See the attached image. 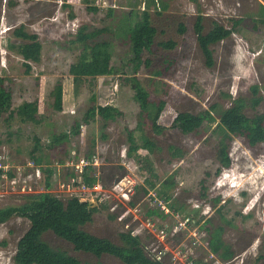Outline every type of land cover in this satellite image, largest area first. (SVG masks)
<instances>
[{
	"label": "rangeland",
	"instance_id": "obj_1",
	"mask_svg": "<svg viewBox=\"0 0 264 264\" xmlns=\"http://www.w3.org/2000/svg\"><path fill=\"white\" fill-rule=\"evenodd\" d=\"M260 3L263 0H156L151 5L149 12L157 33L152 51L143 55L151 63L141 67L137 77L151 101L166 103L159 118L163 131L158 134L148 120H142L133 85L125 80L131 74L120 71L130 48L120 31V19L132 13V9H143L144 0H0V79H3L0 85L11 92L13 110L23 103L36 102L37 118L41 120L38 124L24 123L18 116L9 118L10 111L1 117L0 161L7 164V172L14 176L6 174L1 178L0 207L21 204L27 194L46 191L45 169L51 167L54 169L51 191L61 198L78 196L97 206L116 205L113 211L98 212L94 221L83 227L96 236L122 244L120 233L131 229L139 233L143 247L155 245V249H160L168 244L175 249L177 239L171 234L176 216L182 217L180 214L187 211L199 219L192 224L193 230L188 236L196 235L207 244L206 228L223 226L222 238L236 256L244 258L245 264H264V258L259 259L264 255V142L250 145L246 137L234 136L229 148L232 165L222 169L217 159L219 140L207 125L191 134L172 128L178 113L199 114L213 106L217 109L213 115L219 122V113L235 105L237 99H244L248 104L244 109L247 116L264 114V24L259 22ZM110 8H114L113 15L109 14ZM198 15L204 18L205 33L215 22L231 28L240 21L232 36L212 45L214 64L211 67L206 64L194 30ZM182 24L186 27L184 33L180 32ZM21 26L28 33L36 34L42 44L40 60L30 62V69L18 51L27 40L14 34ZM83 26L89 27L88 31L105 27L111 30L98 40L111 42V63L118 71L76 84L69 70L81 49L79 42L71 41ZM168 40L176 41L177 46L164 49L159 45ZM59 84L63 87L61 111L54 107V91ZM255 85L263 95L256 109L250 100ZM93 103L116 106L122 115L107 125H103L99 116L85 123V114ZM77 122L81 127L76 135L73 130ZM140 122L142 131L137 129ZM127 130L136 131L138 142L144 133L155 144L153 153L144 148L138 153L149 158L152 172L158 178L153 176L147 163L127 154ZM64 132L69 134V139L53 144V136ZM37 139L43 158L40 176L31 157ZM172 146L180 148L183 155L173 157ZM90 152L91 159L87 157ZM80 156L91 163L99 162L96 177L102 192L96 187L84 190L85 183L81 185L77 181L75 188L69 190L71 174L76 173L71 163L78 162ZM170 175H174L176 185L171 192L172 199L167 201L159 193L161 182ZM147 179L157 182L156 187L151 188ZM129 180H134V187L128 199H124L122 193L130 187ZM202 181L208 189L206 197L202 196ZM216 197L221 198L218 204L213 202ZM175 199L185 209L180 214L166 206ZM197 205L202 210L207 208L203 205H211L212 210L201 214ZM163 207L167 208L166 212ZM153 208H160L165 216H149L148 211ZM121 215H125L122 221ZM164 222L169 230L166 244L159 240L163 239L160 230ZM29 227L26 218L15 216L0 225V264H14L17 243ZM44 239L82 261L124 264L112 255L97 258L76 251L72 244L52 232L46 233ZM165 263L172 264L168 260Z\"/></svg>",
	"mask_w": 264,
	"mask_h": 264
},
{
	"label": "trees",
	"instance_id": "obj_2",
	"mask_svg": "<svg viewBox=\"0 0 264 264\" xmlns=\"http://www.w3.org/2000/svg\"><path fill=\"white\" fill-rule=\"evenodd\" d=\"M144 2L145 7L143 9H132V13L125 14L120 19V31L126 37L130 46L129 57L127 56L128 59L126 58L127 60H125L120 71L131 74L125 77V80L133 85L132 87L135 91L134 99L139 103L141 108L142 120H148L151 123V128L159 134L163 131V127L159 123V118L166 103L163 100L158 102L151 101L148 91L142 86L137 77L140 68L144 65L148 66L151 63L149 59L144 60L143 55L145 52L152 51L151 48L157 33V28L152 24L151 14L149 12L151 5L155 4L156 0H144ZM141 3L139 2L138 4ZM260 5L262 17H260L259 22L264 24V4L260 3ZM134 10L141 12L138 13ZM109 11V14L113 15L114 8H110ZM203 19L202 15L197 16L194 30L200 49L206 59V64L211 67L214 64L212 45L232 36L236 32L240 21H236L231 28L215 22L213 27L205 33ZM88 28L87 26L80 27L76 34L77 38L71 41L74 44L79 42V48L81 49L77 61L71 64L69 70L76 84L81 83L87 78L112 75L118 71L111 63V42L107 39L98 40L99 36L111 30L105 27L88 31ZM185 31L186 27L182 24L180 32L184 33ZM14 34L17 37L27 40L26 43L18 47V51L24 59L26 66L30 69V62H39L40 60L42 44L38 41L36 34L28 33L23 26L16 28ZM159 45L164 49H174L177 46V42L168 40L160 42ZM0 82L2 83L3 79H0ZM252 89L253 95L250 100L252 108L256 109L261 104L263 95L260 93L258 85L253 86ZM54 96V107L61 111L63 105L62 84L56 86ZM92 100H96V97L93 96ZM234 102L235 105L219 113V122H216L217 118L213 115V111L217 110L216 106H213L211 110H206L199 114L180 112L172 123V128L183 134L198 133L199 129L207 125L208 130L211 129L212 135H216L219 140L217 145V159L221 163L222 169L232 165L229 148L230 141L233 140L234 136L242 135L246 137L250 145L264 142V114H256L253 117H249L244 112L245 107L248 106L244 99H237ZM8 111H10L9 118L18 116L21 122L24 123L32 122L38 124L41 122L37 118L38 105L36 102L23 103L16 110H13L11 92L6 91L0 85V120L2 115L8 113ZM121 115V111L116 106L93 103L85 114V123L99 116L103 125H107L108 122L115 121ZM214 123L215 125H213ZM80 127L81 124L77 122L73 130L74 134L77 135L80 133ZM137 129L142 131L141 122L138 123ZM135 132V130H127V140L129 142L128 155L135 156L141 163L144 162L145 165L147 163L146 166L152 172L153 169H151L152 166L149 158H143L138 151L144 148L149 153H153L155 144L148 137L144 136V133L141 135V142H138ZM103 136L106 137V135ZM68 139L69 134L64 132L59 135H54L52 143L58 144ZM39 142V139H37L35 147L31 151V157L37 166L43 164V158L35 155L38 148H40ZM171 150H173V157H181L183 155L182 150L178 147L172 146ZM87 157L91 159L92 153L90 152ZM96 170L95 166L89 165L80 175L82 182L87 187L92 188L98 183ZM45 171L48 173L46 191L27 194L25 196L26 200L21 204L0 207V225L14 216L26 218L30 222L29 229L21 236L17 243L16 253L13 257L14 264H101L100 262L91 263L82 261L66 250L53 247L44 239V235L48 232H52L59 238L72 244L74 250L92 254L97 258L108 254L119 258L124 264H164L148 256L142 246L140 237L132 230L120 233L119 236L122 244H117L109 238L99 237L86 231L83 227L94 221L96 213L104 209H109L107 203L97 206L93 205L90 201L81 200L78 196H71L66 199L61 198L51 191L52 184L50 180L54 174V169L47 167ZM2 174L3 171L0 170V181L3 177ZM6 174H9L10 177L14 176L10 171ZM152 174L158 178L155 173L152 172ZM72 177L77 178V175H73ZM146 182L151 188H155L157 185V182L149 179ZM161 185L162 190L159 194L167 201L171 200V192L176 185L174 175H170L163 180ZM143 190L145 193L148 192L145 187ZM202 190V196L206 197L208 189L204 185V181H202ZM220 200V197H216L213 199V202L214 204H218ZM178 204V200L175 199L172 203H169V207L176 213H180V210L184 211L183 206ZM218 212L221 213V208ZM148 214L149 216H165L160 208H153L148 211ZM182 214L186 216L190 213L184 211ZM248 216L250 215H245V217ZM206 231L209 233V246L213 252L217 253L224 260L232 259L235 256L236 252L222 238L223 226L216 228L207 227ZM262 258H264V255H260L259 259Z\"/></svg>",
	"mask_w": 264,
	"mask_h": 264
},
{
	"label": "built area",
	"instance_id": "obj_3",
	"mask_svg": "<svg viewBox=\"0 0 264 264\" xmlns=\"http://www.w3.org/2000/svg\"><path fill=\"white\" fill-rule=\"evenodd\" d=\"M71 164L74 167H76V172L78 173L79 177L71 178V180L68 182L69 190L75 188L74 183L76 181L77 183H81V185L83 184L82 178L80 175L83 173V170L88 165L91 164L93 166H97L99 162L97 160H93L91 163L86 157L80 156L78 162L73 160ZM0 170L3 171V174H2L3 176L6 175L7 170H8L7 164H3L0 161ZM133 182L134 180H131V181L129 180L130 187H128L127 191L122 193V197L124 199H128V197L131 195L133 187H134ZM119 183L116 186H118ZM93 187L100 189L101 192L103 191V187L100 184H96ZM83 189L88 191V189H91V188L83 184ZM166 206L169 207V204ZM197 206H198L197 208L201 210V214H208L209 211L212 210L211 205H203V207L205 206L207 207L204 210L201 209L202 208L201 205H197ZM115 209H116V205H109L108 210L113 211ZM166 209L167 208L165 207L162 210H165L166 212ZM176 214H180V213H176ZM180 215L182 217H180L179 215L176 216L177 221L173 227L174 229H172L173 234H171L172 236L175 235V239H177L176 242L178 243V245L176 244L175 249H172L169 247L168 244L165 243V240H167L168 235H169V232H168L169 230H168V224L164 222L163 225H161L162 229L160 230V233L163 239L162 240L159 239V240H160V243H165L166 245L162 246L160 249L159 247L155 249V245H153V247H143L149 257H151L154 260L163 262L164 264H166L165 263L166 260L170 261L172 264H245L244 258L240 256H236V255L232 259L224 260L217 253L213 252L210 249L209 242L207 244L203 243L202 241H200L199 237L196 235L188 236L187 233L193 230L192 224L198 223L199 219H196L195 216L191 213L186 216L184 214L183 215L180 214ZM124 218H125V215H121L119 220L122 221ZM133 232L140 237L139 233L135 231ZM167 255H168V259L166 258Z\"/></svg>",
	"mask_w": 264,
	"mask_h": 264
},
{
	"label": "crops",
	"instance_id": "obj_4",
	"mask_svg": "<svg viewBox=\"0 0 264 264\" xmlns=\"http://www.w3.org/2000/svg\"><path fill=\"white\" fill-rule=\"evenodd\" d=\"M263 4H264V2H263ZM40 149H41V148H38V150H37V152L35 153V155L37 154L38 156L42 157V155L39 154V153H40ZM127 154H128V153H127ZM37 155H36V156H37ZM32 163L35 164V163H34V160H33ZM35 165H36V164H35ZM36 166H37V165H36ZM95 167H96V166H95ZM96 169H97V167H96ZM41 170H42V165H41V166H37V168H36V172H37V175H38V176H40V175L43 173ZM71 175H72V176H73V175H78V173H77V172H76V173H72Z\"/></svg>",
	"mask_w": 264,
	"mask_h": 264
}]
</instances>
